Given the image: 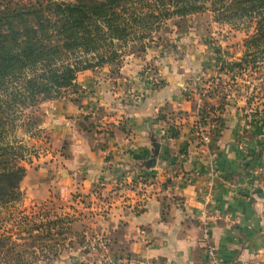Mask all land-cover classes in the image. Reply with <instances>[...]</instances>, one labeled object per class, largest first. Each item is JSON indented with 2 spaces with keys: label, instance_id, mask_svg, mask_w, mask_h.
<instances>
[{
  "label": "crops",
  "instance_id": "crops-1",
  "mask_svg": "<svg viewBox=\"0 0 264 264\" xmlns=\"http://www.w3.org/2000/svg\"><path fill=\"white\" fill-rule=\"evenodd\" d=\"M156 51L80 70L63 96L40 104L51 147L26 168L28 200L88 199L83 211L98 222L81 233L96 234L113 264H206L204 234L223 264H264V106L223 87L207 94L216 137L199 144L202 108L182 77L212 65Z\"/></svg>",
  "mask_w": 264,
  "mask_h": 264
},
{
  "label": "trees",
  "instance_id": "trees-1",
  "mask_svg": "<svg viewBox=\"0 0 264 264\" xmlns=\"http://www.w3.org/2000/svg\"><path fill=\"white\" fill-rule=\"evenodd\" d=\"M205 1L8 0L0 4V207L21 198L26 168L20 162L25 146L11 135L22 107L34 109L70 87L78 71L92 66L78 58L80 53H91L101 64L114 63L124 43L141 44L172 15L203 12ZM214 1V7L221 4L224 18L256 17L255 32L246 42L264 56V0ZM28 237H32L30 230ZM20 245L11 235L0 234L3 257ZM16 256L8 264H23Z\"/></svg>",
  "mask_w": 264,
  "mask_h": 264
},
{
  "label": "rangeland",
  "instance_id": "rangeland-1",
  "mask_svg": "<svg viewBox=\"0 0 264 264\" xmlns=\"http://www.w3.org/2000/svg\"><path fill=\"white\" fill-rule=\"evenodd\" d=\"M7 1L0 0V4ZM227 1L223 0V3L226 4ZM214 2L216 1L206 0V9L203 12L182 17L172 15L163 20L161 26L156 31L152 30L149 38L143 39L139 45L130 41L124 43L121 45L123 52L114 63H120V59L126 57L124 55L132 53L143 54L153 49H171L175 51L171 59L178 61L180 65L190 66L199 61L212 65L208 74L198 73L192 76V73L182 77L188 84L191 83L189 92L193 87L197 91L196 97L205 100L207 94L213 95L219 89L222 91L219 90L217 95L222 97L225 94L221 89L223 87L229 94H237L239 91L242 98L254 103L255 109L264 106V56L258 48L246 42L255 32L256 17L248 15L224 18L221 14V4L214 7ZM78 58L82 62L92 64L88 69L98 68L106 63H98L91 53H80ZM149 66L152 67V64ZM67 89L62 88L57 97L48 101L59 99ZM45 101L47 100L38 103L34 109L22 107L23 114L16 121V128L11 135V139L14 138L17 143L25 146L20 162L25 168L40 166V158L45 157L46 150L51 147L43 127L47 114L44 106L40 107ZM201 108V113L204 114L203 104ZM20 189L19 201L0 207V234L11 235L12 240L21 245L5 257L4 251H1L0 264L13 263L11 257H18L17 253L23 264H60L63 259L70 262L67 254L73 251L78 256L70 263L109 264L107 258L111 257L110 249L106 244L100 242L101 239L91 231L81 233V229H90L92 224L98 222L92 218L91 211H83V208H89L88 199L82 197L73 203L69 199L57 197L36 203L28 200L22 184ZM76 197L73 193L74 201ZM81 213L85 215L82 216ZM28 230L32 234L31 238L28 237ZM46 233L49 234L45 236ZM40 235L46 238H38Z\"/></svg>",
  "mask_w": 264,
  "mask_h": 264
},
{
  "label": "built area",
  "instance_id": "built-area-1",
  "mask_svg": "<svg viewBox=\"0 0 264 264\" xmlns=\"http://www.w3.org/2000/svg\"><path fill=\"white\" fill-rule=\"evenodd\" d=\"M193 90L188 91L186 97L191 98L195 97L198 100V110L201 108V97H196L197 91L192 88ZM202 114L198 115V119L194 124V132L197 136V141L199 144L207 145L212 140L215 139L216 135L215 132L212 130L210 123L206 120V118H202ZM264 173V170H263ZM207 197V195H206ZM205 243H204V257L206 264H223L221 259L219 258L215 247L207 240V235L204 234ZM109 264H113L112 261L107 258Z\"/></svg>",
  "mask_w": 264,
  "mask_h": 264
},
{
  "label": "water",
  "instance_id": "water-1",
  "mask_svg": "<svg viewBox=\"0 0 264 264\" xmlns=\"http://www.w3.org/2000/svg\"><path fill=\"white\" fill-rule=\"evenodd\" d=\"M153 145H154V149L152 150V154H151V157L148 161V167L152 166L154 163H155V160H156V156H157V148H158V143L156 142H153Z\"/></svg>",
  "mask_w": 264,
  "mask_h": 264
}]
</instances>
